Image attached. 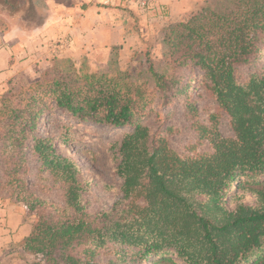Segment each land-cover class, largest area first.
Listing matches in <instances>:
<instances>
[{"label": "trees", "instance_id": "obj_1", "mask_svg": "<svg viewBox=\"0 0 264 264\" xmlns=\"http://www.w3.org/2000/svg\"><path fill=\"white\" fill-rule=\"evenodd\" d=\"M0 5L19 12L18 0ZM161 43L166 72L148 58L140 69L57 71L0 98V189L37 215L18 245L29 264H264V0H215L168 24ZM197 87L216 104L208 123ZM177 100L197 134L184 152L170 128L147 123ZM46 118L57 134H38ZM74 124L130 128L113 155L118 199L107 211L88 209L78 166L58 153L80 138ZM29 145L59 203L26 186Z\"/></svg>", "mask_w": 264, "mask_h": 264}, {"label": "rangeland", "instance_id": "obj_2", "mask_svg": "<svg viewBox=\"0 0 264 264\" xmlns=\"http://www.w3.org/2000/svg\"><path fill=\"white\" fill-rule=\"evenodd\" d=\"M198 1H200V5L191 13L184 15L181 20L188 18L197 9L214 3L215 0ZM18 2L20 5L16 8H18L20 12L13 13V8L11 9V6L9 9L4 5H0V21H8L10 25L16 26L25 20L28 22L29 26L36 25L40 20L39 16L44 15L41 13L42 7L40 6V0H18ZM118 8L120 9L121 7H117L116 9ZM126 10L135 16L137 15L134 8H127ZM154 17L155 16H152V19H155ZM157 23V21H154L153 24L157 26L159 25V23ZM167 25L160 28L159 26L151 28L148 35L137 29L136 32H138V34L134 35V44L126 54L119 51L118 47H115L112 49L110 55L102 60L104 63L99 64L97 67L94 65L91 66L87 60L78 64L65 58H51L49 56L50 58H48L46 62H43L39 66V69L34 68V73H18L12 77L0 80V98L4 94L17 92L21 87L26 86L43 76L49 78L57 74V71H62L66 74L68 72H74L73 74L79 75L81 73H107L112 69H119L121 71L128 68L140 69L144 67V61L148 58L157 71L166 72L167 67L162 57L163 47L161 39L163 31ZM133 26L134 24L130 22V28H132V30H134ZM5 27L7 29L6 24ZM79 70L80 72H78ZM191 97L196 104L200 121L208 123V116L218 112L214 100L198 87L191 91ZM147 123L152 133L160 127L163 129L170 128V132H166L165 134L170 146L178 152H184L187 145L195 144L197 141V134L190 127L185 115V107L181 100H177L167 108L161 109L159 116L157 118L151 117L147 120ZM74 125L76 127L74 132L79 135L80 138L74 143L60 146L58 148V153L73 159L78 166L81 179L86 185L84 200L88 203V209L91 211H107L118 199L116 186L117 178L114 174V167L116 164L113 160V155L118 140L123 134L128 133L130 128L114 129L91 124ZM218 128L222 136L227 137L232 135L228 120L222 113H220ZM57 131L58 128L54 123V119L46 118L43 125L38 128L37 132L39 135L44 136L57 134ZM28 147L27 172L24 175L26 186L36 196L51 203H59V191L57 188L54 189L53 183L46 173L43 174L44 179L37 175L39 163L37 159L32 156L30 145ZM197 149L198 151L207 150L208 144L202 142L201 144H198ZM0 181H2L1 163ZM246 197L247 201H251L250 193L247 192ZM229 204L233 205V200H231ZM14 215H18V219H16ZM7 221L12 222V224H9L13 226L20 222L21 227L25 226L26 229H31V226L37 221V215L27 211L22 203L14 201L5 190L0 189V226L6 225L8 223ZM8 247L15 251L17 249V246L13 244ZM17 258L27 260V264L32 260V257L30 258L24 255H18Z\"/></svg>", "mask_w": 264, "mask_h": 264}, {"label": "crops", "instance_id": "obj_3", "mask_svg": "<svg viewBox=\"0 0 264 264\" xmlns=\"http://www.w3.org/2000/svg\"><path fill=\"white\" fill-rule=\"evenodd\" d=\"M155 2L165 9L164 17L135 16L125 8L100 6L97 0H40L44 15H38L36 25L29 26L25 20L16 26L3 22L7 29L0 32V80L18 73H34V68L39 69L50 57L78 64L87 60L97 67L115 47L126 54L134 44L137 29L148 35L151 28L177 22L200 5L198 0ZM9 221L0 226V264H27V260L17 258L22 255L18 245L30 228L21 227L20 222L13 226ZM12 244L17 246L16 251L8 247Z\"/></svg>", "mask_w": 264, "mask_h": 264}, {"label": "built area", "instance_id": "obj_4", "mask_svg": "<svg viewBox=\"0 0 264 264\" xmlns=\"http://www.w3.org/2000/svg\"><path fill=\"white\" fill-rule=\"evenodd\" d=\"M97 3L103 7L109 8H134L137 16H165L163 6L156 4L155 0H97Z\"/></svg>", "mask_w": 264, "mask_h": 264}]
</instances>
